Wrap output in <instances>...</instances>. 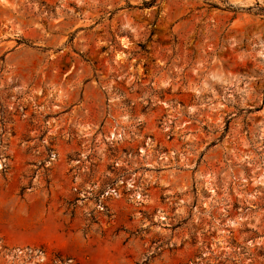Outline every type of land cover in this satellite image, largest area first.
<instances>
[{
	"label": "rangeland",
	"instance_id": "374dc122",
	"mask_svg": "<svg viewBox=\"0 0 264 264\" xmlns=\"http://www.w3.org/2000/svg\"><path fill=\"white\" fill-rule=\"evenodd\" d=\"M0 264H264V0H0Z\"/></svg>",
	"mask_w": 264,
	"mask_h": 264
}]
</instances>
